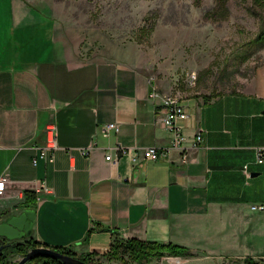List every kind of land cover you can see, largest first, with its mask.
<instances>
[{
	"label": "crops",
	"instance_id": "0c3cea01",
	"mask_svg": "<svg viewBox=\"0 0 264 264\" xmlns=\"http://www.w3.org/2000/svg\"><path fill=\"white\" fill-rule=\"evenodd\" d=\"M1 3L12 28L0 25V175L8 178L0 223L33 209L26 206L31 190L34 225L21 240L102 264H123L110 255L117 238L190 248L187 259L169 256L172 264L264 260V209L253 208L264 204V165L256 161L264 146V66L237 91L183 95L155 78L136 45L82 58L70 31H58L30 1ZM38 18L52 20L51 31L33 30ZM155 87L190 108L181 120L191 138L185 150L172 147V132L156 120ZM107 123L119 130L107 133ZM51 128L58 147L44 155ZM199 131L204 138L194 146ZM151 146L171 148L137 163L120 154V147L137 148L142 156ZM108 153L119 156L116 164Z\"/></svg>",
	"mask_w": 264,
	"mask_h": 264
},
{
	"label": "rangeland",
	"instance_id": "374dc122",
	"mask_svg": "<svg viewBox=\"0 0 264 264\" xmlns=\"http://www.w3.org/2000/svg\"><path fill=\"white\" fill-rule=\"evenodd\" d=\"M28 1L50 17L58 31H70L82 58L108 55L116 46L136 45L149 59L155 78L183 95L216 97L237 91L264 66V44L255 41L264 21L251 9L263 18L264 10L257 9L253 0H229L226 19L211 16L220 9L217 0ZM6 7L0 0V25L11 31ZM52 20L38 18L33 30L51 31ZM193 73L197 81L190 85ZM159 262L153 259L143 264ZM122 263L141 264L130 259Z\"/></svg>",
	"mask_w": 264,
	"mask_h": 264
},
{
	"label": "trees",
	"instance_id": "16d2710c",
	"mask_svg": "<svg viewBox=\"0 0 264 264\" xmlns=\"http://www.w3.org/2000/svg\"><path fill=\"white\" fill-rule=\"evenodd\" d=\"M200 2L201 0H197ZM229 0H217L220 9H217L211 14L214 18L226 19L229 16V8L227 6ZM247 1V0H245ZM254 5L257 9L264 10V0H253ZM251 12L258 14L260 19L264 21L258 10L251 9ZM255 41L259 44H264V27L260 30ZM214 97L213 95H205V99H210ZM26 206L29 208H35L37 205V193L35 191H26ZM43 246L39 241L34 238H29L27 240H17L9 245L0 252V264H6L10 260V256L14 254L26 255L32 248ZM58 251L71 255L74 257H80L84 261L90 262L92 264H102L93 259L91 256L81 257L76 254L73 250L64 247H55ZM111 258L114 260H121L125 262L127 259L139 262L143 264L146 261H152L153 259H158L160 261L165 260L168 256L181 257V256H191L193 255L190 248L169 242L161 243L157 241H145L138 238H130L128 240L115 239L112 243L111 248ZM243 262L245 264H264V260H256L252 257H246ZM29 264H66L59 258H54L46 255H36L32 258Z\"/></svg>",
	"mask_w": 264,
	"mask_h": 264
},
{
	"label": "built area",
	"instance_id": "2783aa9c",
	"mask_svg": "<svg viewBox=\"0 0 264 264\" xmlns=\"http://www.w3.org/2000/svg\"><path fill=\"white\" fill-rule=\"evenodd\" d=\"M197 81V74L193 73L189 76V84L194 85ZM150 98L160 99L162 101L161 106L157 109L156 120L158 124L165 126L172 132V147H177L185 150L187 143L191 140L186 136L183 126L181 125V120L188 119L190 117V108L183 102L182 97L179 94L165 92L158 87H155L151 93ZM55 128L50 129L51 139L50 144L44 151V155L50 153V149L58 147V138L54 134ZM112 130H119V125L117 123H107L105 125V131L110 133ZM203 133L199 131L193 141L194 146H198L203 141ZM171 147H158L151 146L143 149L142 156L139 154L137 148H124L120 147V154H128L132 157L134 163H137L142 158L157 160L160 156L165 155ZM107 159L112 161L114 164L118 162L119 156H114L111 153L107 154ZM256 161L264 165V146L258 147L256 150ZM249 165H245V171L249 174ZM7 176L0 175V191H3L6 187ZM255 209H264V204L253 205Z\"/></svg>",
	"mask_w": 264,
	"mask_h": 264
},
{
	"label": "water",
	"instance_id": "95a60500",
	"mask_svg": "<svg viewBox=\"0 0 264 264\" xmlns=\"http://www.w3.org/2000/svg\"><path fill=\"white\" fill-rule=\"evenodd\" d=\"M256 174V173H255ZM35 219L34 209H25L20 214H15L6 222L0 223V251L2 252L9 243L21 240L32 234ZM10 242H7V241ZM36 255H46L54 258H59L66 264H92L84 261L80 257H74L64 254L53 247L41 246L32 248L26 255L20 259L9 260L6 264H29L32 258ZM160 261L158 264H172L170 261Z\"/></svg>",
	"mask_w": 264,
	"mask_h": 264
},
{
	"label": "flooded vegetation",
	"instance_id": "af4514ba",
	"mask_svg": "<svg viewBox=\"0 0 264 264\" xmlns=\"http://www.w3.org/2000/svg\"><path fill=\"white\" fill-rule=\"evenodd\" d=\"M1 245V244H0ZM1 252V251H0Z\"/></svg>",
	"mask_w": 264,
	"mask_h": 264
}]
</instances>
